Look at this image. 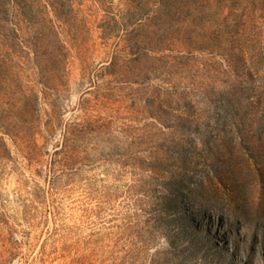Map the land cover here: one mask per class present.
I'll return each mask as SVG.
<instances>
[{"label":"rangeland","instance_id":"obj_1","mask_svg":"<svg viewBox=\"0 0 264 264\" xmlns=\"http://www.w3.org/2000/svg\"><path fill=\"white\" fill-rule=\"evenodd\" d=\"M82 13L97 45L82 58L73 50L63 126L31 160L6 139L0 264H264V69L234 102L162 112L134 105L138 86H118L108 101L97 79L110 73L97 39L103 12L90 0ZM90 117L111 133L54 189L50 156L64 125Z\"/></svg>","mask_w":264,"mask_h":264},{"label":"trees","instance_id":"obj_2","mask_svg":"<svg viewBox=\"0 0 264 264\" xmlns=\"http://www.w3.org/2000/svg\"><path fill=\"white\" fill-rule=\"evenodd\" d=\"M86 1L0 0V175L13 162L6 139L31 160L44 147L40 139L46 144L63 126L60 102L73 50L87 56L97 45L90 46ZM95 1L104 17L97 27L107 50L102 68L110 72L97 79L108 101L118 86H138L143 89L134 105L145 101L162 112L199 100L234 102L264 69V0ZM110 129L103 118L64 125L50 156L54 189L62 176L85 166L89 143Z\"/></svg>","mask_w":264,"mask_h":264}]
</instances>
